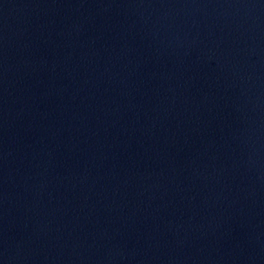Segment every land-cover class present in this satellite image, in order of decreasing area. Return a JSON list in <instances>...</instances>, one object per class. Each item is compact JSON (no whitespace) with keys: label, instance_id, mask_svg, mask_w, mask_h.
I'll use <instances>...</instances> for the list:
<instances>
[{"label":"water","instance_id":"obj_1","mask_svg":"<svg viewBox=\"0 0 264 264\" xmlns=\"http://www.w3.org/2000/svg\"><path fill=\"white\" fill-rule=\"evenodd\" d=\"M0 264H264V135L0 99Z\"/></svg>","mask_w":264,"mask_h":264}]
</instances>
